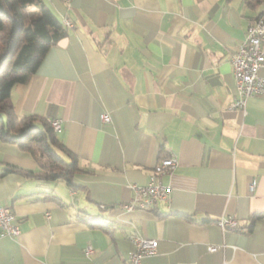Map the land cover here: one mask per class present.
<instances>
[{
    "label": "crops",
    "instance_id": "crops-1",
    "mask_svg": "<svg viewBox=\"0 0 264 264\" xmlns=\"http://www.w3.org/2000/svg\"><path fill=\"white\" fill-rule=\"evenodd\" d=\"M42 1L64 34L10 101L19 117L59 120L54 132L80 170L74 187L41 182L25 173L38 170V156L0 140V206L20 229L0 236V264H122L130 234L157 240L142 264H264V93L248 98L244 115L229 107L232 56L263 4ZM167 157L175 165L159 180L169 199L122 210L128 185L146 184ZM220 216L241 229L223 230Z\"/></svg>",
    "mask_w": 264,
    "mask_h": 264
},
{
    "label": "trees",
    "instance_id": "trees-1",
    "mask_svg": "<svg viewBox=\"0 0 264 264\" xmlns=\"http://www.w3.org/2000/svg\"><path fill=\"white\" fill-rule=\"evenodd\" d=\"M244 2L256 8L264 0ZM63 34L62 23L42 0H0V140L38 156V170L25 173L41 182L63 181L74 187L72 175L80 170L77 158L45 120L29 114L17 116L10 101L11 89L29 80ZM5 171L23 172L19 168Z\"/></svg>",
    "mask_w": 264,
    "mask_h": 264
},
{
    "label": "built area",
    "instance_id": "built-area-1",
    "mask_svg": "<svg viewBox=\"0 0 264 264\" xmlns=\"http://www.w3.org/2000/svg\"><path fill=\"white\" fill-rule=\"evenodd\" d=\"M69 2L70 0H64ZM67 26L71 25L68 20ZM264 3L260 12L249 22L245 30L244 39L238 44L232 56V74L236 85V97L230 103L231 109H238L246 114L247 100L254 94L264 93ZM100 119L103 123H110L111 117L108 113L102 112ZM49 125L54 131L61 129L59 120L49 119ZM175 165L174 157H167L159 160L153 167L149 180L144 185L131 183L128 187L132 190V197L121 205V209L132 211L136 208H150L157 201L168 200L171 187L159 180V176L169 172ZM256 182L252 180L248 184L249 191H253ZM48 216V214H47ZM87 222L94 225H102L107 222L106 218L94 219L90 216ZM216 224L225 229H241L236 220L231 216H220L216 219ZM20 229L14 222V214L9 206H0V236L14 238L18 236ZM128 240L132 244V249L128 252L125 263L122 264H142L144 256L153 254L157 247L156 239L141 238L138 235L130 234ZM217 249V246H209L210 251ZM92 247L88 245L85 253L89 254Z\"/></svg>",
    "mask_w": 264,
    "mask_h": 264
}]
</instances>
